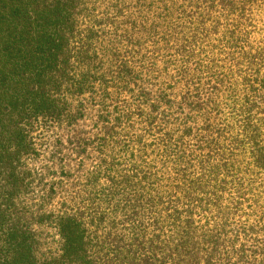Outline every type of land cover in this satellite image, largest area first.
<instances>
[{
  "label": "trees",
  "instance_id": "1",
  "mask_svg": "<svg viewBox=\"0 0 264 264\" xmlns=\"http://www.w3.org/2000/svg\"><path fill=\"white\" fill-rule=\"evenodd\" d=\"M0 264H264V0H0Z\"/></svg>",
  "mask_w": 264,
  "mask_h": 264
},
{
  "label": "rangeland",
  "instance_id": "2",
  "mask_svg": "<svg viewBox=\"0 0 264 264\" xmlns=\"http://www.w3.org/2000/svg\"><path fill=\"white\" fill-rule=\"evenodd\" d=\"M44 144L38 159L31 161V166L40 170L45 181L53 177L42 174L41 169H48L50 173L59 176L62 169L74 171L79 167L80 160H84L86 166H94L97 155L89 150L80 139H87L94 132L93 123L89 120L79 122L75 126H62L49 128L43 131ZM89 152V155L86 151ZM82 158V159H81ZM79 170V169H78ZM44 247L54 250L57 247V238L54 230L43 228L39 231Z\"/></svg>",
  "mask_w": 264,
  "mask_h": 264
}]
</instances>
